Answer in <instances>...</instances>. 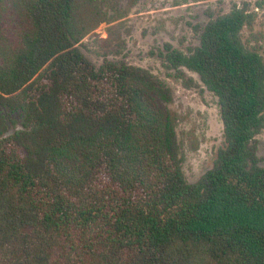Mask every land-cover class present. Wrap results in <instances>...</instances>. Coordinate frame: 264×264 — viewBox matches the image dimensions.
<instances>
[{
    "label": "trees",
    "instance_id": "1",
    "mask_svg": "<svg viewBox=\"0 0 264 264\" xmlns=\"http://www.w3.org/2000/svg\"><path fill=\"white\" fill-rule=\"evenodd\" d=\"M87 2L0 0V264H264V59L241 40L247 16L211 20L189 55L165 48L223 125L189 183L164 85L81 52Z\"/></svg>",
    "mask_w": 264,
    "mask_h": 264
},
{
    "label": "rangeland",
    "instance_id": "2",
    "mask_svg": "<svg viewBox=\"0 0 264 264\" xmlns=\"http://www.w3.org/2000/svg\"><path fill=\"white\" fill-rule=\"evenodd\" d=\"M97 13L94 30L79 45L96 67L123 62L151 73L165 90L164 102L177 136L184 179L195 183L209 171L224 146L217 98L185 67L173 68L166 47L189 55L203 28L233 10L243 11L248 24L243 44L264 59V0H87ZM9 133L21 129V116L12 114ZM264 166V130L256 136Z\"/></svg>",
    "mask_w": 264,
    "mask_h": 264
}]
</instances>
